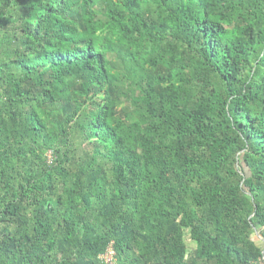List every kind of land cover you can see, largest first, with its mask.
Listing matches in <instances>:
<instances>
[{"label": "trees", "instance_id": "trees-1", "mask_svg": "<svg viewBox=\"0 0 264 264\" xmlns=\"http://www.w3.org/2000/svg\"><path fill=\"white\" fill-rule=\"evenodd\" d=\"M110 250L264 256V0H0V264Z\"/></svg>", "mask_w": 264, "mask_h": 264}, {"label": "built area", "instance_id": "built-area-1", "mask_svg": "<svg viewBox=\"0 0 264 264\" xmlns=\"http://www.w3.org/2000/svg\"><path fill=\"white\" fill-rule=\"evenodd\" d=\"M116 253L114 252V250H110L108 254H106L103 259L105 260L106 264H114V257H115ZM256 264H264V256L261 257Z\"/></svg>", "mask_w": 264, "mask_h": 264}, {"label": "rangeland", "instance_id": "rangeland-1", "mask_svg": "<svg viewBox=\"0 0 264 264\" xmlns=\"http://www.w3.org/2000/svg\"><path fill=\"white\" fill-rule=\"evenodd\" d=\"M50 156V155H49Z\"/></svg>", "mask_w": 264, "mask_h": 264}]
</instances>
